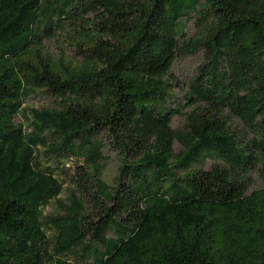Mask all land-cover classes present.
Masks as SVG:
<instances>
[{
    "label": "trees",
    "instance_id": "1",
    "mask_svg": "<svg viewBox=\"0 0 264 264\" xmlns=\"http://www.w3.org/2000/svg\"><path fill=\"white\" fill-rule=\"evenodd\" d=\"M0 264H264V0H0Z\"/></svg>",
    "mask_w": 264,
    "mask_h": 264
},
{
    "label": "rangeland",
    "instance_id": "2",
    "mask_svg": "<svg viewBox=\"0 0 264 264\" xmlns=\"http://www.w3.org/2000/svg\"><path fill=\"white\" fill-rule=\"evenodd\" d=\"M183 34L186 36H192L194 34V25L193 22H188L184 25ZM49 50L51 53L57 55L59 53L58 45L54 43L49 44ZM73 55V50L67 51V56ZM204 56L202 53H198L192 56H186L178 58L174 61L170 71L169 78L172 81V105H183L184 96L187 92V85L191 81V79L196 75L198 68L203 64ZM55 107L54 100L47 97L43 93L37 92L36 94L27 98L24 102L23 109L24 115L29 117V111L41 110V109H51ZM16 124H21L26 126V119L21 115L17 117L15 120ZM182 126V120L179 116L175 117L172 122V128L177 129ZM104 148H103V156L105 158L106 167L103 171L102 180L108 186H113L114 179L118 175V169L121 164L120 157L117 152L113 150V148L109 145L108 141L103 139ZM174 153L177 154L180 151V147L178 144H174ZM67 166H69V162H67ZM214 164L212 159H206L202 163V165L198 168L202 170H208ZM262 187V181L260 177L257 175L252 176V184L250 187V192L258 190ZM66 188V187H65ZM68 197V191H63L60 196L61 200H65ZM57 210L55 205H50L44 209V216L56 214ZM50 233L48 232V235Z\"/></svg>",
    "mask_w": 264,
    "mask_h": 264
}]
</instances>
